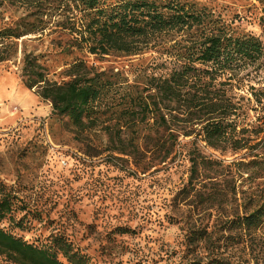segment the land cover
Returning <instances> with one entry per match:
<instances>
[{
  "label": "rangeland",
  "instance_id": "rangeland-1",
  "mask_svg": "<svg viewBox=\"0 0 264 264\" xmlns=\"http://www.w3.org/2000/svg\"><path fill=\"white\" fill-rule=\"evenodd\" d=\"M201 1L264 41V0ZM8 6L7 19L24 15L22 8ZM69 39L68 32L51 27L10 45L18 50L0 62V186L13 204L0 226L36 246L61 238L88 264H178L195 256L207 261L211 241L221 242L220 222L250 213L264 198V107L249 91L251 85L264 87V73L249 70L243 89L234 91L244 96L245 120L239 128L247 147L214 148L179 131L173 154L165 158L133 135L143 123L132 133L107 113L95 127L74 126L53 110L37 85L25 84L23 58L25 52L35 56L46 78L60 82L78 58L99 71H120L140 86L167 76L172 66L151 48L136 55H92ZM196 152L222 160L229 170L191 176L190 156ZM192 229L209 232L211 241L195 238L202 231ZM247 243L243 256L250 264H264V226ZM0 264L17 263L0 254Z\"/></svg>",
  "mask_w": 264,
  "mask_h": 264
},
{
  "label": "trees",
  "instance_id": "trees-1",
  "mask_svg": "<svg viewBox=\"0 0 264 264\" xmlns=\"http://www.w3.org/2000/svg\"><path fill=\"white\" fill-rule=\"evenodd\" d=\"M8 5L22 8L24 15L7 19ZM51 27L68 32L70 45L92 55H136L151 48L172 66L167 76L152 77L140 86L120 71H99L78 58L67 69L68 79L60 82L47 79L37 58L25 52V84L37 85L53 110L67 115L77 128L95 127L107 113L125 122L122 126L128 124L132 133L143 123L145 127L133 135L165 158L173 154L179 131L184 137L195 134L214 148L247 147L248 139L239 128L245 120L244 96L236 97L234 91L243 89L249 70L264 73V41L225 20L212 6L201 0H0V62L18 50L8 49L10 45L31 34L44 35ZM146 72L141 70V75ZM249 88L263 108L264 87ZM166 138L173 143L168 145ZM190 160L191 176L201 170L230 168L199 152ZM0 195L2 221L13 204L1 186ZM263 226L264 198L250 213L220 222L221 242L213 244L209 232L192 229L202 231L194 237L211 241L212 251L207 261L195 256L178 264H250L251 259L243 256L249 248L247 240ZM0 254L17 264H88L85 255L61 238L36 246L1 226Z\"/></svg>",
  "mask_w": 264,
  "mask_h": 264
}]
</instances>
